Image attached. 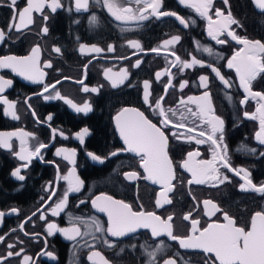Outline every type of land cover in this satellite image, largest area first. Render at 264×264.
<instances>
[{"label": "flooded vegetation", "instance_id": "af4514ba", "mask_svg": "<svg viewBox=\"0 0 264 264\" xmlns=\"http://www.w3.org/2000/svg\"><path fill=\"white\" fill-rule=\"evenodd\" d=\"M68 6V0H61ZM230 10L233 17L240 22L243 27L232 25V29L241 37L264 42V13L258 10L252 0H229ZM25 0H20L17 7L22 9ZM73 11L69 13L65 10H58L51 14L45 8V14L49 15L47 35L41 33L44 24L39 13H34L35 23L22 33L12 32L10 39L0 44V56L15 55L26 56L30 54L33 46L39 45L40 66L46 73L45 82L52 84L57 80L61 83L56 85L62 96L71 98L75 103L82 105L89 102L93 111L84 115L75 113L63 100H44L42 97L33 95L41 91V86L33 84L13 73L10 69L0 70V75L5 79L13 81L12 86L5 90L3 94L9 101L15 102V110L19 116L18 120H12L10 116L4 115L6 106L0 104V131H19L33 133L40 142L50 146L43 149V160L33 158L26 169H22L21 174L25 175L24 181H18L11 176V172L23 163L14 155L19 150V140L13 138V150L0 148V211H4L5 216L0 219V235L5 236L6 243H15L18 250L24 247L27 254L36 257L42 249L54 253L55 259L40 257L37 264H92L87 260L90 249L83 247L84 242L95 244L96 249L110 261V264H148L149 257L146 252L152 250L160 242H164V249L158 253L161 261L163 258H177V264H205V255L201 251L183 250L178 242L170 240L167 236L153 239L150 230L139 229L136 233L124 238H111L115 240V247H107L103 243L104 235L94 233L98 238L93 240L92 235L77 238L76 241L68 240L61 233H54L48 236L46 233V223L38 219L41 205L47 200L49 192L45 191L49 184L57 188V195L52 198L54 206L67 187V182L60 179L71 169L75 168L76 174L84 182L80 193H70L68 203L64 212L58 217L51 216L50 210L45 213L49 222L57 223L58 227H69L70 217H80L83 220L91 221L98 219L101 224L107 227V216L98 212L92 207L91 199L101 193L110 195L115 199L123 200L132 205L136 211H152L162 218L168 215L174 217V234L181 237L190 231V224L183 220V216L189 211H193L194 195L196 201L211 199L217 203L223 211H227L236 220L237 226L250 229L252 215L256 211L264 210V196L253 192H241L238 186L241 181L239 177L228 173L231 177L230 183H225L219 187L187 185L190 174L182 170L179 165L187 158L189 151L199 150L200 159H211V149L208 144L196 145L195 141L188 142L187 135H197L196 132L187 133V128L177 129L176 131L185 132L186 136L181 140L172 138L169 135L168 155L173 162L177 180L173 183L177 185L169 197L172 199L171 205L157 208L155 200L160 192V186L154 185L150 181L139 179L138 181H127L124 173L137 171L143 177V170L139 168L138 158L131 153H122L118 156L106 160L104 164L94 162L86 155L88 151L107 157L111 152L123 147V142L115 128L114 117L124 107H135L145 112L154 123L158 117L153 115L147 105L143 103V81L149 80L151 83L150 101L164 95V85L168 81V76H162L160 81H156L155 73L164 71L166 68L174 74L173 84L176 86L168 90L166 100L162 106L176 107L180 97L186 98L189 95L199 96L204 89L200 88L198 77L201 74L209 75V90L211 91L212 103L215 114L222 117L224 125V143L227 145L228 155L234 167L247 169L251 173L254 183H264V145H260L256 140L255 134L259 130V121H252L244 117L243 112L255 111L256 102L249 100L246 105H241L243 90L239 88V81L234 70L226 67V60L242 45L234 41L218 45L207 35V21L200 18L192 9L178 5L177 0H163V9L177 12L179 15L196 20L195 25L183 28L174 18H161L159 20L150 18L147 21L130 22L121 24L112 18L101 6H93L89 0V11L76 13L74 3L71 5ZM135 7V6H134ZM221 8L227 15L228 8L222 0H214V8ZM214 13V9H213ZM95 14L97 22L90 24V16ZM212 14V13H210ZM12 17V10L7 6H0V29L7 32V26ZM213 19H217L213 15ZM78 21V22H77ZM127 29L121 31V28ZM173 35H180L181 40L168 49L161 48L159 55L151 53L150 49L159 47L165 39ZM224 39L225 37H221ZM129 40H137L142 45L145 52H138L128 46ZM201 46L211 47L213 55L209 56L201 50H197L196 42ZM83 43L88 46H98L103 49L100 54L79 52V45ZM109 45L114 47V51L109 53ZM60 47L61 53H55L53 47ZM175 51L183 60L191 59L192 55L205 61L219 66L222 74L230 77L234 82L233 87L225 89L218 78L207 68L195 66L192 69H185L180 72L177 67L171 66L170 62L175 60L171 52ZM147 53V54H146ZM215 53L222 54L225 59L218 60ZM167 56V60L165 59ZM128 57V58H124ZM136 59H141V65L132 67ZM91 60V63L89 61ZM50 61L51 68H45L44 62ZM88 65L85 73L84 66ZM111 68L113 73H119L121 69H127L129 80L125 85L113 89L110 81L105 78V70ZM109 75H112L109 73ZM68 77L70 79H64ZM83 80V86L89 88L99 87V93H84L82 85L76 81ZM187 80L188 85L179 90V83ZM102 86V87H100ZM254 90H264V77L258 78L253 84ZM51 92V90H50ZM48 93H45L47 95ZM54 94V93H52ZM231 96L229 100L227 97ZM31 97L30 100L27 98ZM27 101V102H26ZM31 105V108L28 105ZM195 110V105H189ZM35 110L40 121H45L48 115L53 119L48 122L51 128L57 129L55 140L51 139V128L48 124L36 123L32 115ZM185 111L181 106L177 115L171 117L175 122H180V112ZM171 115V114H169ZM191 126L190 121H185ZM158 126H160L158 124ZM84 127L89 129V135L85 137V143L81 145L76 139L75 134ZM63 131L64 139L59 135ZM34 141L28 138V147L31 150ZM76 149L75 164H70L63 159V156L55 155L56 148ZM255 149V152L248 151ZM54 161V163H46ZM59 166L57 169L56 166ZM223 171V170H222ZM58 186V187H57ZM189 189L192 195H189ZM81 200L87 201L80 203ZM78 205V206H77ZM12 208L18 209V214H8ZM196 213V218L201 221V226H207L209 222L223 223L221 213L209 220L204 216L202 210ZM37 212L36 216H32ZM31 216L30 222L24 223V231L29 234L24 235L19 226ZM81 231H89L88 228L80 225ZM16 231H13V230ZM23 241V245L19 242ZM46 241V243H45ZM6 243H0V255L6 254ZM19 259L11 258V264H19ZM96 259V258H94ZM214 259V257H213ZM97 264L99 261L97 259ZM218 264V262H217Z\"/></svg>", "mask_w": 264, "mask_h": 264}, {"label": "snow or ice", "instance_id": "6c2138e0", "mask_svg": "<svg viewBox=\"0 0 264 264\" xmlns=\"http://www.w3.org/2000/svg\"><path fill=\"white\" fill-rule=\"evenodd\" d=\"M19 2L20 0H0V6H7L12 10V17L7 26V32L4 29H0V44L10 39L13 31L22 33L24 29L33 25L35 23L34 13L41 15L44 21L41 27V33L47 35L49 32V28L47 27L49 15L45 14V8L49 9L51 14L56 13L58 10H65L71 13L73 11L71 5L74 3L76 13L89 11V0H68L67 7L61 0H25V6L22 9L17 7ZM177 3L178 5L192 9L200 18L207 21V35L216 44L225 45L234 41L236 44L243 46L235 51L230 58H227L226 67L234 70L236 78L239 81V88L243 90L244 96L240 100V104L246 105L249 100L256 102L255 111L250 113L245 110L243 115L249 120L259 121V130L256 132L255 137L260 145H264V90L253 89L254 82L258 78L264 77V42L258 39H249L246 36L241 37L232 29V25H236L237 27L243 26L233 17L229 0H222V3L228 8L227 15H225L221 8H214V0H177ZM253 3L258 10L264 13V0H253ZM92 4L93 6L99 5L106 9L107 13L121 24H128L134 21H147L150 18L159 20L169 17L174 18L183 28H188L196 24V20L191 17L185 18L175 11L163 9V0H92ZM213 15L217 19L214 20ZM96 22L97 16L91 14L89 23L95 24ZM126 30L123 27L121 28V31ZM222 36L225 38L222 39ZM180 40V35H173L171 38L165 39L159 47L150 49V52L159 55L161 48L168 49ZM127 44L130 48L136 49L138 52H145L137 40H129ZM196 45L197 50L202 49L209 56L213 55V49L211 47L201 46L198 41ZM86 49L89 54H100L103 51L102 48L95 45L88 46L83 43L79 45V52L81 54H85ZM53 51L55 53H61V48L54 46ZM107 51L109 53L113 52L114 47L109 45ZM40 53V46L35 45L30 50V54L26 56H0V70L10 69L13 73L23 77L25 80L40 85L41 91L34 93L33 95L35 96L42 97L44 100H63L77 114L83 113L87 115L92 112L93 108L89 102H84L80 105L75 103L71 98L62 96L56 90V85L61 83L60 80L52 84L45 82L44 78L46 73L40 66ZM171 55L175 57V60L170 62L171 66L177 67L180 72H183L185 69H192L195 66L207 68L214 74L215 78H218L225 89L233 87L234 82L230 77L226 78L222 74L219 66L206 63L195 55L191 56L190 61L183 60L179 55H176L175 51H172ZM215 56L218 60L225 59L220 53H215ZM165 59L167 60V56H165ZM89 63H91V60ZM141 63V59H136L132 67L138 68ZM43 66L45 68H51L52 64L50 61H45ZM87 67L88 65L86 64L84 66L85 73ZM109 73L112 75H109ZM104 75L110 81V86L115 89L125 85V82L129 80L130 74L127 69H121L119 73H113L112 69L108 68L105 70ZM165 75L169 78L164 85V95L156 98L154 101H150V81H143L142 100L151 110L152 114L158 117L157 123H154L145 115L144 111L138 108L124 107L114 117L115 128L123 142V147L111 152L104 158L91 151H88L86 155L92 161L104 164L106 160L122 153L134 154L138 158L139 168L143 170L144 175L141 177L140 173L135 170L128 171L124 173L125 179L130 182L144 179L154 185H159L161 190L157 195L155 205L157 208H163L166 205L172 204V199L169 197V194L177 187L173 181L178 179L173 162L168 155L169 135H166L165 129L168 130L172 138L181 140L186 134L185 132L176 130L187 128V133H197V135H187L186 139L188 142L194 140L196 145L208 144L211 149V159L198 158L201 154L197 149L195 151H189L186 154L187 158L179 165L182 170L190 174V179L187 180L188 186L219 187L226 182H231V177L228 173H232L243 181L238 186L239 191L253 192L264 196V183H254L251 179V173L247 169L234 167L231 163L227 145L224 143L223 133L225 121L221 116L215 114L211 91L209 90V75L201 74L198 77V86L204 89L201 95H189L186 98L180 97L176 107L167 108L162 106V102L166 100L168 90L176 86L173 84L174 74L167 68L162 72L158 71L155 73L156 81H160L161 77ZM64 79L70 78L65 77ZM76 82L82 85V91L84 93H99V87L89 88L83 86V80ZM12 83L13 81L11 79H5L3 75H0V104L6 106L4 109L5 116H10L12 120H18L19 116L15 110V102L9 101L3 95L5 90L12 86ZM187 85V80L180 82L178 86L179 90L183 91ZM45 93L48 94L45 95ZM227 98L229 100L232 99L231 96ZM27 99L30 100L31 97ZM189 105H195V110ZM181 106L184 107L185 111L180 112V122H175L171 117L177 115ZM28 107L31 108V105L29 104ZM32 115L36 123L48 124V127L51 128L50 123H48L53 119L51 114L46 117L45 121L39 120L35 110H32ZM185 121H190L191 126H188ZM57 131V129L51 128V139L53 141L56 138ZM59 135L64 139H68L67 136H64L63 131H60ZM88 135L89 129L87 127H84L75 134L76 139L81 145L85 143V137ZM13 138L19 140V150L15 151L14 155L25 163L16 167L11 172V176L22 182L26 178L25 175L21 174L22 169H26L33 158L43 160L42 150L48 148L50 145L40 142L33 133L23 130L0 131V148L12 151ZM28 138H32L34 141L31 150L28 147ZM248 151L255 152L256 150L249 149ZM55 155L57 157L63 156V159L70 164L76 163V149L56 148ZM261 155H264V153H261ZM46 163H54V161H46ZM56 167L57 169L59 168L58 165ZM60 179L67 182V187L62 197L58 201L53 202L54 206L52 203H49L57 195V188L49 184L45 189V191L49 192V196L47 200H44L43 197L41 198L43 201L41 205L42 210H38L40 212L38 219L46 223V233L48 236L54 233H61L68 240L76 241L79 244L78 237L83 238L84 236L92 235L93 240H96L98 238L94 233H101L105 236L103 243L107 247H115V240H109L107 237L119 239L134 234L139 229H147L150 230L153 239L167 236L170 240L178 242L179 247L183 250H198L206 254L205 264H217V262L218 264H264V210L256 211L252 215L250 229L245 230L244 227L237 226L236 220L227 211H223L217 203L211 199H205L202 202L196 201L193 195L192 198L195 202L193 211H189L183 216V220L190 224V231L187 235L181 237L180 235L174 234V217L172 215L162 218L155 212L144 211L142 205L141 210L136 211L131 204L101 193L91 199V204L98 212L106 214V228L98 219L86 221L80 217H70V226L61 228L58 227L57 223L49 222L45 213L50 210L51 216H60L68 203L69 194L80 193L84 182L76 174L75 168L60 177ZM189 195H192L190 189ZM86 202L84 200L80 201V203ZM201 204L204 216L209 220L216 216L217 213H221L224 222H209L207 226H201L200 219L196 218V213L201 210ZM5 214L4 211H0V219ZM8 214H18V209L12 208ZM36 215L37 212L32 213V216ZM31 219L32 217L29 216L25 222L21 223L19 229L26 236L39 235L29 234L24 231V223L30 222ZM80 225L88 228L89 231L82 232ZM13 231L16 230L14 229ZM0 243H6L5 236L0 235ZM19 243L23 245V241ZM83 247L90 249L87 260L91 261L92 264H97V259L99 264H110V261L96 249L94 243L89 244L85 241ZM164 247V242L160 241L154 249L146 252V255L149 257L148 264H177V258L175 256L163 258L161 261L158 253H161ZM13 249H17L15 243H6V254L0 255V264H11V258L13 257L20 258L19 264H37L38 259L45 256L55 259L54 253L47 251L46 248L42 249L36 257L27 254L22 246L18 250L13 251Z\"/></svg>", "mask_w": 264, "mask_h": 264}, {"label": "water", "instance_id": "95a60500", "mask_svg": "<svg viewBox=\"0 0 264 264\" xmlns=\"http://www.w3.org/2000/svg\"><path fill=\"white\" fill-rule=\"evenodd\" d=\"M252 2H253V0H252Z\"/></svg>", "mask_w": 264, "mask_h": 264}]
</instances>
